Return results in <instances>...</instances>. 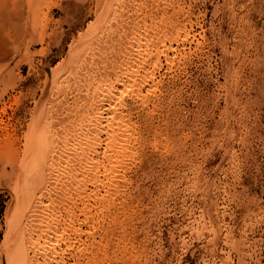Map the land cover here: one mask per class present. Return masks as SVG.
Returning a JSON list of instances; mask_svg holds the SVG:
<instances>
[{
  "label": "rangeland",
  "instance_id": "1",
  "mask_svg": "<svg viewBox=\"0 0 264 264\" xmlns=\"http://www.w3.org/2000/svg\"><path fill=\"white\" fill-rule=\"evenodd\" d=\"M104 2L0 0V259L16 205L13 153L26 151L41 105L66 116L87 94L85 75L119 62L120 36L90 28ZM178 2L190 31L182 57L171 69L162 58L148 106L125 99L140 143L109 212L118 224L108 233L125 243L108 251L114 264H264V0ZM85 44L106 54L82 57ZM57 67L65 88L54 95L46 73Z\"/></svg>",
  "mask_w": 264,
  "mask_h": 264
},
{
  "label": "bare ground",
  "instance_id": "2",
  "mask_svg": "<svg viewBox=\"0 0 264 264\" xmlns=\"http://www.w3.org/2000/svg\"><path fill=\"white\" fill-rule=\"evenodd\" d=\"M178 1L128 0L136 25L124 21L126 0L104 2L90 28L100 37L120 36L119 47L114 44L119 62L106 59L97 72L82 76L87 94L78 90L84 98L71 110L67 107L66 116L57 112L50 117L42 103L26 151L13 153L19 166L13 177L16 205L0 264H114L109 247L125 241L108 233L107 227L118 222L109 212L123 197L122 184L140 143L125 99L148 106L149 97L159 90L156 73L163 67L162 58L171 69L176 57H182L177 46L189 39L190 31L180 21L183 8ZM169 7L176 14L166 17ZM85 45L82 57L105 53ZM60 68L46 73L54 95L65 88L56 83ZM97 231L106 235L100 242L94 237Z\"/></svg>",
  "mask_w": 264,
  "mask_h": 264
}]
</instances>
